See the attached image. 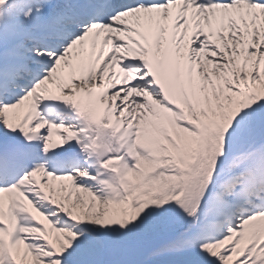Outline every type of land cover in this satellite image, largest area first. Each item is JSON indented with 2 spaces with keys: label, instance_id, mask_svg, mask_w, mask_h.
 <instances>
[{
  "label": "snow or ice",
  "instance_id": "obj_1",
  "mask_svg": "<svg viewBox=\"0 0 264 264\" xmlns=\"http://www.w3.org/2000/svg\"><path fill=\"white\" fill-rule=\"evenodd\" d=\"M0 264H264V0H0Z\"/></svg>",
  "mask_w": 264,
  "mask_h": 264
}]
</instances>
